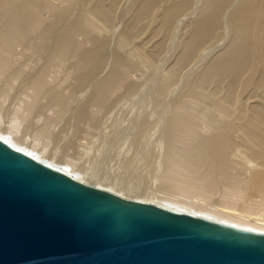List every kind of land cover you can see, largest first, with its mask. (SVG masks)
<instances>
[{
    "label": "bare ground",
    "instance_id": "6f19581e",
    "mask_svg": "<svg viewBox=\"0 0 264 264\" xmlns=\"http://www.w3.org/2000/svg\"><path fill=\"white\" fill-rule=\"evenodd\" d=\"M0 137L264 234V0H0Z\"/></svg>",
    "mask_w": 264,
    "mask_h": 264
},
{
    "label": "water",
    "instance_id": "95a60500",
    "mask_svg": "<svg viewBox=\"0 0 264 264\" xmlns=\"http://www.w3.org/2000/svg\"><path fill=\"white\" fill-rule=\"evenodd\" d=\"M0 264H264V234L86 185L0 137Z\"/></svg>",
    "mask_w": 264,
    "mask_h": 264
},
{
    "label": "rangeland",
    "instance_id": "374dc122",
    "mask_svg": "<svg viewBox=\"0 0 264 264\" xmlns=\"http://www.w3.org/2000/svg\"><path fill=\"white\" fill-rule=\"evenodd\" d=\"M7 104H8V103H7ZM7 104L5 105L6 107H7ZM5 106H4V109H5ZM69 116H70V115H69ZM62 123H63V122H61L60 124L62 125ZM60 124H59V127H61ZM50 131L52 132L53 135L56 134V133L58 134V132H59V131H58V128H55V129H53V130L50 129ZM116 134H117V133H116ZM65 139L67 140V138H65ZM48 141H49V142H48ZM53 141H54V139L51 140V138H49V139L47 140V142L44 143V144H47L48 148L46 147V145H44V146H43V150H45V149H48V150H49L50 147H51V149H50L51 151H56V150H57V149H56L57 147H55V145L53 144ZM82 142H83V141H82ZM82 142H81V144H82ZM112 142H113V140H112L110 143H112ZM83 143H84V142H83ZM110 143H109V144H110ZM50 144H51V145H50ZM49 145H50V146H49ZM53 146H54V147H53ZM45 147H46V148H45ZM44 148H45V149H44ZM79 150H80V149H79ZM79 160L82 161L83 158H82V157H81V159L78 158L77 161H75V163H76V162H77V163L80 162ZM151 195H152V194H151ZM214 200H217V198H216V199L214 198ZM214 200H213V201H214ZM137 201H139V200H137ZM144 201H145V200H142L141 202H144ZM145 202H147V201H145Z\"/></svg>",
    "mask_w": 264,
    "mask_h": 264
}]
</instances>
